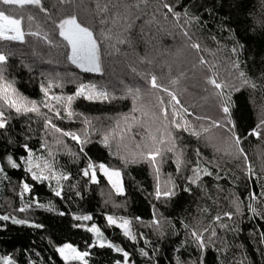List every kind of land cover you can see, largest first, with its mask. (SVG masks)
I'll return each mask as SVG.
<instances>
[{"label": "snow or ice", "instance_id": "1", "mask_svg": "<svg viewBox=\"0 0 264 264\" xmlns=\"http://www.w3.org/2000/svg\"><path fill=\"white\" fill-rule=\"evenodd\" d=\"M58 5L68 9L81 7L74 0H58ZM224 5L225 0H90L93 22L99 17L97 36L93 24L80 19L76 11L57 8L59 15L54 16L42 0H0V182L8 181L13 188H19V206L9 203V210L0 214V222L44 230L45 224L33 218L37 210L65 216L66 212L58 211L51 200L40 201L34 191L37 185L46 184L52 195L65 201L69 208L74 198L83 199L82 193L88 191L89 185H99L101 176L117 196L123 197L121 167L96 163L89 156L90 148L86 151L89 146L100 144L124 168L148 166L154 179L149 198H154L155 203L147 223L140 216L101 213L105 227L118 229L135 246L133 252L108 238L91 213L72 212V220L79 222L72 226L91 234L87 249H109L119 254L122 259L113 264H205L209 250L217 253V264H252L246 255L242 260L236 258L243 245L230 244L228 237L235 240L246 221H264V160L257 171L243 147L251 137L264 143V67L258 74H250L247 63L240 59L244 37L232 28V11H243L244 0H231L229 12L221 16ZM40 14L43 26L35 23ZM25 15L26 27L21 18H16ZM209 21L220 32L230 34L231 48L221 44ZM248 21L251 28L247 31L264 35V0L248 14ZM136 22L156 25L157 31L172 38L174 59L166 65L162 77L136 66L153 63L147 53L141 56L135 51L131 33ZM14 43L22 47L15 48ZM105 45L113 52H120L121 45L133 49L136 63L129 65L133 81L84 82L68 70H41V66L52 64L50 57L54 52L58 63L73 65L81 73L103 75ZM17 59L19 64L14 63ZM173 64L177 66L173 68ZM17 68L26 69L29 74L39 73L42 95L38 99L30 98L16 86ZM66 84H74V91L65 93ZM53 89L61 91L57 94ZM257 91L261 100L256 106L258 123L247 133H240L234 97L244 92L254 96ZM182 97L191 99L185 101ZM81 100L111 105L128 101L130 107L102 119L80 110ZM134 129H143L145 134L135 131L130 136ZM34 136L39 137V149L30 146ZM65 138L74 141L78 151L68 148ZM129 140L134 141L135 150L129 148ZM64 148H68L71 163L77 165L74 173L59 162L58 153ZM165 166H174L175 178L173 172H167L161 185ZM21 170L23 176L18 185L12 184L10 172ZM205 178L210 179L206 182ZM242 178L244 191H240ZM252 178L259 192L252 187ZM222 179L228 181V190L221 185ZM178 181H183L182 189ZM194 189L207 202L198 206L197 214L187 222L183 218L174 222L159 210L158 204L166 209L180 191L192 195ZM112 206L126 210L127 200L112 201ZM17 213L23 216L18 217ZM4 227L0 224V230ZM137 227L150 229L156 242L142 230L137 232ZM248 236L264 259V228H250ZM43 238L63 264H89V250ZM139 241H143V246ZM165 241L169 242L167 248ZM31 245L22 251L14 248L0 252V264H54L52 255L46 257L44 249L38 250L34 242ZM136 255L141 258L139 262Z\"/></svg>", "mask_w": 264, "mask_h": 264}, {"label": "trees", "instance_id": "2", "mask_svg": "<svg viewBox=\"0 0 264 264\" xmlns=\"http://www.w3.org/2000/svg\"><path fill=\"white\" fill-rule=\"evenodd\" d=\"M42 2L48 5V11L52 15H59V12H57V8H60L58 5V0H42ZM74 2L81 5V7L68 9L65 6L64 8H60V11H76L79 14L80 19L93 24L95 33L97 36H99V17H97V21L94 23L92 20L94 8L89 6L90 0H74ZM208 2L211 3L212 0H208ZM229 3H231V0H225L224 8L222 11H220L219 15L223 16L229 12ZM244 4L245 9L243 11H232V28L239 34V36L244 37V40L242 41V43H244V49L240 55L241 61H245L247 63L248 69L251 70L250 74H258L262 67H264V35L247 30L251 28V23L248 21V14L256 11L259 8L260 0H244ZM8 11L14 12V9H10ZM16 18H21L23 21L22 25L26 27V15L24 17ZM145 19H147V17H145ZM35 23H39L43 26L42 14L37 17ZM209 23L211 25V31L217 36L221 44H227V46L231 48L232 45L229 42L230 34L227 32H220L215 23H212L211 21H209ZM48 26L50 27L51 25L49 24ZM141 27L143 28V35L141 34ZM208 31L209 29H205V32ZM131 34L133 35L134 43L136 44L135 51L141 56H144L145 53H147L149 58V56H151L153 53H165L166 56L164 57V61L168 60L170 63H172L174 59L172 52L175 51V49L172 48V38L165 35V33L162 31H157L156 25L136 22ZM239 36L237 38H239ZM145 41H147V43H144ZM209 43L211 44V41ZM2 44L3 42H0V45ZM13 47L21 48L22 46L14 43ZM119 47L121 49L120 52H113L111 49L107 48V45L102 48V63L104 67L103 75L81 73L79 69H76L73 65H69L66 62L58 63L56 54L54 52L50 57L53 61L52 64L41 66V70H54L60 72L68 70L75 73V75L84 82H106L123 79L125 83H128L135 79L129 65L136 63V58L133 55V49L127 48V46L124 45ZM169 49H171V51H169ZM125 52H127V55H125ZM47 58L49 57H46V59ZM164 61L159 60L157 63L159 66H161ZM14 63L19 64V60H14ZM136 66L138 67V65ZM16 73V86L19 88V90L25 95H28L30 98L38 99L42 95L39 93V73L34 72L29 74L26 69L22 68H17ZM31 76H35L36 79H31ZM159 76L160 75H158V77ZM74 89V84H66L63 91L65 93H71L74 91ZM53 91L59 94L61 90L53 89ZM182 99L187 101L190 100L191 97L189 99L188 97H182ZM234 99L236 100L237 108L239 109L237 113L238 132L247 133L251 127H254L255 124L258 123L256 106L261 102L260 93L257 91L254 96H250L248 92H244L243 94H237ZM78 105L80 110L86 111L92 116H101L102 119L105 115L114 116L116 112L127 111L128 107H130V103L128 101H122L118 104L111 105L108 103H90L81 100L78 102ZM76 127H80L79 124H77ZM135 131L145 134L143 129H134L133 134ZM98 138L99 137H96V139ZM136 139L138 138L136 137ZM38 140L39 137L34 136V138L29 141L30 146L34 149H39ZM127 143L130 149L135 150L133 140H129ZM64 144L73 151H78L79 146L76 145L74 141L66 138L64 139ZM243 147L247 151L250 163L255 166L257 171H259L261 162L264 160V143L258 141L254 137H251L247 140V142L243 143ZM68 148L60 150L58 153V159L60 164L66 166V170H70L74 173L76 171L77 165L71 163L72 158L67 155ZM86 151H89V156L92 157L96 163L105 162L110 163L113 167H121L125 195L123 197L117 196V194L111 190V186L108 185L107 181L101 176V183L99 185H89L88 191L86 193H82L83 199L80 200V198H74L71 202V207L69 208L67 207L65 201L60 200L59 198H56L52 195L46 184L37 185L34 191L39 195L40 201L47 202L51 200L53 203H55L56 209L58 211L64 210L66 215L61 217L55 213L37 210L33 214V218L37 222H42L45 224L44 230H34L24 226L12 225L10 221L0 222V224L6 225L3 230H0V252L6 250L11 251L14 248L20 249L22 251L23 249L32 246L31 242H34V246H36L38 250H45L43 252L44 256L47 257L48 255H52L54 264H63L59 257L56 256L52 249L48 246L47 239H44L43 237L52 239L54 243H72L81 251L89 250L86 248V244L92 242L91 234L87 233L82 228H74L72 226L74 223H79L78 221L72 220V212H76L78 214L91 213L93 215V221L96 222L103 231H105V235L108 238H111L114 243H119L129 252L134 251L135 246L132 244V242L126 240V238H124L119 233L118 229H115L114 227L108 229L105 227L106 222L103 220L101 213L104 212L107 214H115L117 216L127 215L129 217L140 216L142 220L147 223L151 219L152 204L155 203L154 198H149V194L154 190V179L152 172L146 164L130 165L129 167L124 168L123 166L119 165V162L115 156H109L107 149H105L100 144L89 146L86 148ZM205 151L208 152L209 150L206 149ZM0 152H3L2 144H0ZM79 166L82 167L83 164H80ZM163 172L164 175L161 176V185H163L166 179L167 172H173L175 178L174 166H165ZM10 175L12 184L18 185L19 178L23 176V172L22 170L15 173L10 172ZM77 179H79V177H77ZM209 179L210 178H205V181L207 182ZM178 183L182 189L183 181H178ZM220 183L226 190L229 189L230 186L227 180L222 179ZM243 183L244 181L242 178L240 181V191H244ZM252 187L255 188L257 192H259V188L256 187L255 178H252ZM18 192L19 188H13L8 181L0 182V214H3V212L9 210V203H11L13 207L19 206ZM124 200H127L126 210L124 208H113L112 201L121 203ZM77 201H79V204ZM105 201L109 202L106 204ZM206 202V198H202L198 190L194 189L192 195H188L180 191L178 198H174V202L171 203L166 209L159 204L158 208L160 211L164 212L165 216H170L174 222L177 221V218H183L187 222L190 216L197 214L198 206H204ZM17 215L18 217L23 216V214L19 213H17ZM90 223L91 222H89V224ZM257 225H259L261 228H264V221H253L252 223H248L246 221L243 225H241L242 231L238 237L235 238V240H233V237L231 236L228 237L230 244L234 243L237 247L239 245H243V248H240L239 253L236 255L238 260L244 259V256L246 255L252 261V264H264V259H262L259 253L255 251L257 244L253 242V240H251L248 236V230L250 228L256 227ZM177 227H179L178 224ZM136 230L137 232L142 230L146 236L153 240V242H156V237L150 235V229H141L137 227ZM172 239L174 240L175 238ZM139 244L140 246H143V241H139ZM164 244L166 248L169 246L168 241H165ZM89 251L91 253L90 257L88 258L89 264H113L114 260L122 259L119 254L113 253L109 249L94 248ZM216 256L217 253L214 251H207L205 256V264H217ZM135 260L139 262L141 258L136 255ZM245 264H247V261H245Z\"/></svg>", "mask_w": 264, "mask_h": 264}, {"label": "rangeland", "instance_id": "3", "mask_svg": "<svg viewBox=\"0 0 264 264\" xmlns=\"http://www.w3.org/2000/svg\"><path fill=\"white\" fill-rule=\"evenodd\" d=\"M22 24H23V21H22ZM166 56V54L165 53H159V52H157V53H153L151 56H149V58L150 59H152L153 60V63L151 64V65H147V64H144V65H139V64H137L138 65V67H140L142 70L143 69H147V70H149V71H152V72H154V73H156V75L158 76V75H160L159 77H162L163 75V73H165L166 71H167V67H166V65L167 64H169L170 63V61H168V60H166V61H164L165 60V57ZM159 60H163L164 62H163V64L161 65V66H159L158 65V63L157 62H159ZM153 65V66H152ZM177 65L176 64H173V68H175ZM162 73V74H161ZM93 74V73H92ZM190 91H192V89L190 88L189 89ZM190 97H188V99H189ZM130 136H133L134 134L133 133H130L129 134ZM138 138V137H137ZM66 139V138H65Z\"/></svg>", "mask_w": 264, "mask_h": 264}]
</instances>
